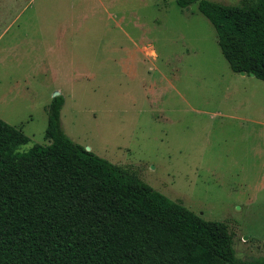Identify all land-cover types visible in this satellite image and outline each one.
Segmentation results:
<instances>
[{
	"label": "rangeland",
	"instance_id": "rangeland-1",
	"mask_svg": "<svg viewBox=\"0 0 264 264\" xmlns=\"http://www.w3.org/2000/svg\"><path fill=\"white\" fill-rule=\"evenodd\" d=\"M56 93L74 141L264 259V80L231 69L197 2L0 0V117L20 150L49 143Z\"/></svg>",
	"mask_w": 264,
	"mask_h": 264
},
{
	"label": "trees",
	"instance_id": "trees-1",
	"mask_svg": "<svg viewBox=\"0 0 264 264\" xmlns=\"http://www.w3.org/2000/svg\"><path fill=\"white\" fill-rule=\"evenodd\" d=\"M194 2L233 71L264 80V0ZM61 94L47 107L48 144L0 117V264H264L236 254L227 221L208 220L129 167L69 137Z\"/></svg>",
	"mask_w": 264,
	"mask_h": 264
},
{
	"label": "crops",
	"instance_id": "crops-1",
	"mask_svg": "<svg viewBox=\"0 0 264 264\" xmlns=\"http://www.w3.org/2000/svg\"><path fill=\"white\" fill-rule=\"evenodd\" d=\"M242 74V73H241ZM244 74H246V72L244 73ZM243 74V75H244ZM254 76V75H253ZM49 105V104H48ZM48 107V106H47ZM3 119V118H2ZM6 121V120H5ZM9 123V122H8ZM11 124V123H10ZM12 125H14V124H12ZM14 126H16V125H14ZM16 127H19V128H21V129H23V127L22 126H16Z\"/></svg>",
	"mask_w": 264,
	"mask_h": 264
},
{
	"label": "water",
	"instance_id": "water-1",
	"mask_svg": "<svg viewBox=\"0 0 264 264\" xmlns=\"http://www.w3.org/2000/svg\"><path fill=\"white\" fill-rule=\"evenodd\" d=\"M187 9H188V8H187ZM241 73H242V74H244V73H245V71H241ZM250 74H251V75H254V73H253V72H251ZM56 95H58V93H56L54 96H56Z\"/></svg>",
	"mask_w": 264,
	"mask_h": 264
}]
</instances>
